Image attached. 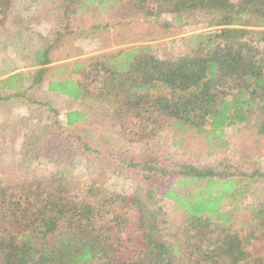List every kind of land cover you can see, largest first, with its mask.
I'll return each instance as SVG.
<instances>
[{"label":"trees","instance_id":"16d2710c","mask_svg":"<svg viewBox=\"0 0 264 264\" xmlns=\"http://www.w3.org/2000/svg\"><path fill=\"white\" fill-rule=\"evenodd\" d=\"M56 5L59 28L33 53L29 87L27 74H15L0 81L4 92L41 106L31 100L43 84L47 93L66 99L65 127L106 125L135 144L169 132L181 146L176 136L190 132L212 156L230 147L225 130L234 128L264 146V0ZM14 6V0H0V23ZM165 20L203 29L187 38L181 58L168 59L152 45L86 60L55 57L74 35L73 24L83 23L90 31L85 40H91L115 26L160 22L157 29H167ZM49 112L61 132L58 110ZM69 138L88 148L79 136ZM123 163L142 185L117 196L63 168L35 178L0 177V264H264V199L237 206L264 182L262 174L231 160L163 165L150 155Z\"/></svg>","mask_w":264,"mask_h":264},{"label":"rangeland","instance_id":"374dc122","mask_svg":"<svg viewBox=\"0 0 264 264\" xmlns=\"http://www.w3.org/2000/svg\"><path fill=\"white\" fill-rule=\"evenodd\" d=\"M14 2L15 6L9 16L0 23V48L9 42L10 49H15L22 55L17 63L21 66L12 62L10 70L27 74L24 76V85L29 87L30 73L36 70L32 53L42 47V39L34 37V34L40 31L43 39L48 40L53 30L59 28V11L56 0ZM159 23L147 26L136 24L124 28L115 26L99 31L91 40H85L90 31L83 28V23L73 24L69 30H74V35L65 39L66 45L58 50L55 57L63 61L86 60L133 45H152L160 46L166 58L175 60L183 57L187 38L203 31L194 25L170 26L167 20L162 23V26H168L167 29H157ZM58 62L60 61H54L53 66ZM3 72L4 70H0V75ZM34 90L35 97H31V101L38 100L44 105L28 104L29 100L25 96L12 97V93L4 92L0 85V98H3L0 99L1 178H35L63 168L71 176L95 180L97 187L101 184L117 196L130 193L142 185L140 175L123 161L137 163L150 155L155 156L163 165L176 163L213 166L215 161L231 160L233 165L241 162L243 170L257 171L264 176V146L255 142V136L249 131L237 132L234 128H227L225 137L230 147L212 156L207 153L202 140L194 138L190 132H182L176 136L182 140L181 146L172 143L169 132L160 134L148 145L135 144L123 140L112 129H104L106 125L77 124L65 127L64 114L68 109L66 99L47 93L43 84ZM49 108L58 110V120L64 126L61 132H57L52 125L53 115ZM92 123H95L93 119ZM69 136H79L88 148L79 146ZM262 181L263 178L244 195L246 197L237 206L244 208L264 199ZM167 212L172 215L170 205Z\"/></svg>","mask_w":264,"mask_h":264},{"label":"crops","instance_id":"0c3cea01","mask_svg":"<svg viewBox=\"0 0 264 264\" xmlns=\"http://www.w3.org/2000/svg\"><path fill=\"white\" fill-rule=\"evenodd\" d=\"M40 33H42V32H40V31L35 32L34 37H39V38L43 39L44 36H41ZM9 44L10 43L8 42L5 47L0 48V70H4V72L0 75V81L5 80L6 78L13 76L15 74H25L22 71H11L13 69L10 70L12 62H14V64L16 66H21V65H18L17 63H18L19 57H21L22 55L19 52H17V50H15V49L11 50L10 49L11 45H9ZM33 53H32V55H33ZM16 60H17V62H16ZM28 68H31V67L28 66Z\"/></svg>","mask_w":264,"mask_h":264}]
</instances>
